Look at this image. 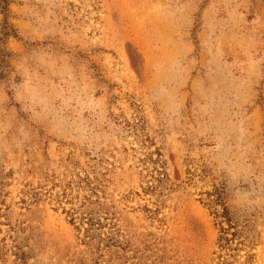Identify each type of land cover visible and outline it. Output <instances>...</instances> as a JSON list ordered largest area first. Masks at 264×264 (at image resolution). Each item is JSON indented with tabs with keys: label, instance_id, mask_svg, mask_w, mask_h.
<instances>
[{
	"label": "rangeland",
	"instance_id": "rangeland-1",
	"mask_svg": "<svg viewBox=\"0 0 264 264\" xmlns=\"http://www.w3.org/2000/svg\"><path fill=\"white\" fill-rule=\"evenodd\" d=\"M6 14L0 264H264V0Z\"/></svg>",
	"mask_w": 264,
	"mask_h": 264
},
{
	"label": "trees",
	"instance_id": "trees-1",
	"mask_svg": "<svg viewBox=\"0 0 264 264\" xmlns=\"http://www.w3.org/2000/svg\"><path fill=\"white\" fill-rule=\"evenodd\" d=\"M8 7H9V0H0V11L3 13L4 15V25H3V30L5 32H9L12 31L11 27H9L10 25H8L7 20H6V13L8 12ZM5 33V36H8V34ZM216 196V202L220 203L222 208H223V212L221 215H215L216 219H221L222 222H220V237L218 239V245L219 248L221 249H228L230 248V245L237 242V245H244V241L240 240V237L244 235V232H247V234L249 233V229L247 228V225H244L242 227L241 230L238 229V224L236 221H234L233 217L230 215V213L228 212V210L224 207V191L223 190H216L215 193ZM88 226H89V230L92 229V227L94 226V223L92 220H88ZM225 223L227 225V228L222 227V224ZM98 224V223H97ZM229 236L231 238H229ZM250 239L253 240V237H251L249 235ZM249 237H245L246 240L249 239ZM249 239V244H253V242Z\"/></svg>",
	"mask_w": 264,
	"mask_h": 264
}]
</instances>
